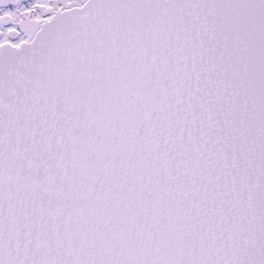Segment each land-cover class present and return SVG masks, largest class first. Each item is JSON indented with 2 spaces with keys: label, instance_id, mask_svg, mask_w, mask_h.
<instances>
[{
  "label": "snow or ice",
  "instance_id": "6c2138e0",
  "mask_svg": "<svg viewBox=\"0 0 264 264\" xmlns=\"http://www.w3.org/2000/svg\"><path fill=\"white\" fill-rule=\"evenodd\" d=\"M0 264H264V0H0Z\"/></svg>",
  "mask_w": 264,
  "mask_h": 264
}]
</instances>
